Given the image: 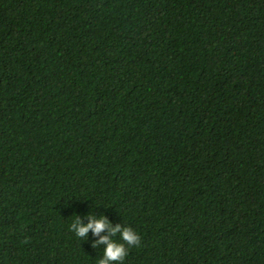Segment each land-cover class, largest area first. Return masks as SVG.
I'll return each instance as SVG.
<instances>
[{"label":"trees","instance_id":"obj_1","mask_svg":"<svg viewBox=\"0 0 264 264\" xmlns=\"http://www.w3.org/2000/svg\"><path fill=\"white\" fill-rule=\"evenodd\" d=\"M87 214L264 264V0H0V264H98Z\"/></svg>","mask_w":264,"mask_h":264},{"label":"clouds","instance_id":"obj_2","mask_svg":"<svg viewBox=\"0 0 264 264\" xmlns=\"http://www.w3.org/2000/svg\"><path fill=\"white\" fill-rule=\"evenodd\" d=\"M88 222L82 223L81 217L70 225V230L76 236L86 240L91 231L98 239L92 242V247L103 245V257L98 264H123L131 248L141 246V236L130 226L121 223L113 225L107 216L88 215ZM103 234L102 233H105ZM119 236V240L114 237Z\"/></svg>","mask_w":264,"mask_h":264}]
</instances>
